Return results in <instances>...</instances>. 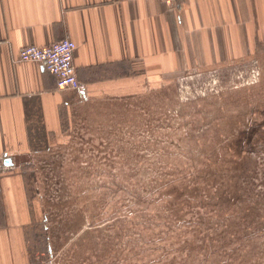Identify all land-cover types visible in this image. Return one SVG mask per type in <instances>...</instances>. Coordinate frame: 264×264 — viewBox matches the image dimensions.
Listing matches in <instances>:
<instances>
[{
    "label": "rangeland",
    "instance_id": "1",
    "mask_svg": "<svg viewBox=\"0 0 264 264\" xmlns=\"http://www.w3.org/2000/svg\"><path fill=\"white\" fill-rule=\"evenodd\" d=\"M260 66L140 81L76 107L23 168L45 264H264Z\"/></svg>",
    "mask_w": 264,
    "mask_h": 264
},
{
    "label": "crops",
    "instance_id": "2",
    "mask_svg": "<svg viewBox=\"0 0 264 264\" xmlns=\"http://www.w3.org/2000/svg\"><path fill=\"white\" fill-rule=\"evenodd\" d=\"M77 45L80 91H61L28 46ZM264 62V0H0V264H45L49 249L26 165L90 95L168 85ZM261 75H258V78ZM90 99V98H89ZM45 250V252H44Z\"/></svg>",
    "mask_w": 264,
    "mask_h": 264
},
{
    "label": "built area",
    "instance_id": "3",
    "mask_svg": "<svg viewBox=\"0 0 264 264\" xmlns=\"http://www.w3.org/2000/svg\"><path fill=\"white\" fill-rule=\"evenodd\" d=\"M169 6L177 5L181 0H158ZM77 45L70 40H63L46 48L28 46L24 48L19 60L29 63L42 64L45 69L54 75L61 91H80L81 85L76 75L75 51Z\"/></svg>",
    "mask_w": 264,
    "mask_h": 264
},
{
    "label": "trees",
    "instance_id": "4",
    "mask_svg": "<svg viewBox=\"0 0 264 264\" xmlns=\"http://www.w3.org/2000/svg\"><path fill=\"white\" fill-rule=\"evenodd\" d=\"M239 173H237V175H238ZM237 189H240V185L237 187ZM241 190V189H240ZM235 195L239 198V199H242L243 197H244V193H241L240 194V191H239V193H236L235 192ZM251 205H253V203H251Z\"/></svg>",
    "mask_w": 264,
    "mask_h": 264
}]
</instances>
